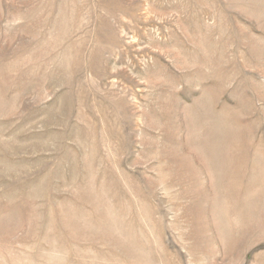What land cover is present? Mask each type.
I'll return each mask as SVG.
<instances>
[{
    "label": "rangeland",
    "instance_id": "obj_1",
    "mask_svg": "<svg viewBox=\"0 0 264 264\" xmlns=\"http://www.w3.org/2000/svg\"><path fill=\"white\" fill-rule=\"evenodd\" d=\"M0 264H264V0H0Z\"/></svg>",
    "mask_w": 264,
    "mask_h": 264
}]
</instances>
